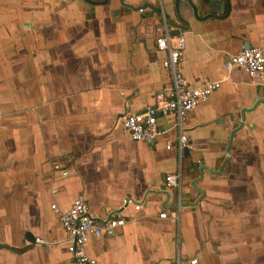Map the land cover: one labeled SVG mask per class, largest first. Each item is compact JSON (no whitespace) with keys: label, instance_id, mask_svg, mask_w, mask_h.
Wrapping results in <instances>:
<instances>
[{"label":"crops","instance_id":"1","mask_svg":"<svg viewBox=\"0 0 264 264\" xmlns=\"http://www.w3.org/2000/svg\"><path fill=\"white\" fill-rule=\"evenodd\" d=\"M173 1L0 0V264H72L49 207L66 210L77 196L92 216L125 220L88 239L99 264H264L263 93L222 68L245 46L264 48V0H228L227 16L204 20L178 3L187 23L178 73L190 85L220 82L185 123L178 193L163 181L177 167L165 149L172 117H156L163 133L152 144L120 129L169 85L154 40ZM178 197L177 220L158 219Z\"/></svg>","mask_w":264,"mask_h":264},{"label":"built area","instance_id":"2","mask_svg":"<svg viewBox=\"0 0 264 264\" xmlns=\"http://www.w3.org/2000/svg\"><path fill=\"white\" fill-rule=\"evenodd\" d=\"M162 24L163 31L154 40V44L157 51L165 54L160 65L169 72V85L154 94L152 105L144 112L125 113L121 118L120 129L133 142L152 144L163 133L156 124V117L158 115L172 117L171 128L175 132V139L173 146L168 143L165 149L173 147L177 167L174 173L165 175L163 181L165 187L173 188L178 193L181 187V161L184 157V149L188 148V139L184 133L185 123L190 113L219 88L220 82L203 81L195 85L188 84L177 71L184 48L183 39L181 37L170 38L163 19ZM222 68L226 72L231 69L242 70L252 82L261 88L264 99V48H241L236 54L222 62ZM199 163L200 161H195V165ZM49 208L64 234L63 243L72 264H99L86 253L88 239L110 237L125 224V220L119 215L104 218L92 216L86 200L81 196L75 197L66 210H61L54 204H51ZM139 208V204L133 206L134 211ZM180 208L178 197L174 210L168 213L160 212L157 217L158 219L168 218L174 222L177 220ZM34 242L40 243L38 239H34ZM189 264H195V260H190Z\"/></svg>","mask_w":264,"mask_h":264},{"label":"water","instance_id":"3","mask_svg":"<svg viewBox=\"0 0 264 264\" xmlns=\"http://www.w3.org/2000/svg\"><path fill=\"white\" fill-rule=\"evenodd\" d=\"M88 4L92 5H104L107 3V0H101V1H90V0H82ZM119 5L126 6L131 9L130 6L125 5L122 0H117ZM179 2H185L188 9L190 10L191 16L195 20H204L207 18H223L227 16L229 12V5L228 0H174L173 1V9H174V18L171 20L168 16L163 17V23L165 28H168L169 30L168 35L170 38L178 37L180 32L184 31L187 28V23L182 19L179 13L178 9V3ZM136 9V8H135ZM202 12V16L199 15L200 11ZM223 11V14H222ZM201 16V17H200ZM248 48V47H244ZM264 103V100H263ZM243 117L241 116V121L239 122L238 126L230 131L228 135V140L226 143V147L224 149V160L221 163L219 169L215 174H219L224 166V164L229 160V154L228 151L230 149L231 139L233 134L242 126ZM183 155H187L186 149H184ZM203 170H207L205 167H198L197 173L199 175V178L201 177V173ZM29 236L27 239L30 243L34 242V239L29 234H26Z\"/></svg>","mask_w":264,"mask_h":264}]
</instances>
